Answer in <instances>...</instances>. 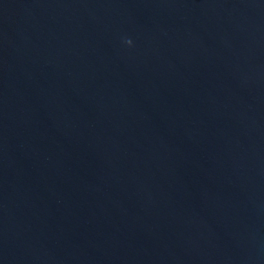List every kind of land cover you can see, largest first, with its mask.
<instances>
[{
  "label": "water",
  "instance_id": "1",
  "mask_svg": "<svg viewBox=\"0 0 264 264\" xmlns=\"http://www.w3.org/2000/svg\"><path fill=\"white\" fill-rule=\"evenodd\" d=\"M0 264H264V0H0Z\"/></svg>",
  "mask_w": 264,
  "mask_h": 264
},
{
  "label": "clouds",
  "instance_id": "2",
  "mask_svg": "<svg viewBox=\"0 0 264 264\" xmlns=\"http://www.w3.org/2000/svg\"><path fill=\"white\" fill-rule=\"evenodd\" d=\"M129 44H131V41H128Z\"/></svg>",
  "mask_w": 264,
  "mask_h": 264
}]
</instances>
